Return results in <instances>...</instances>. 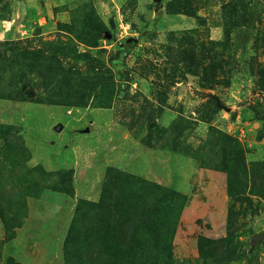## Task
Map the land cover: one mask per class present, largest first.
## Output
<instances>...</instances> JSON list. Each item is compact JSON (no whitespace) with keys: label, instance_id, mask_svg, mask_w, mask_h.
<instances>
[{"label":"rangeland","instance_id":"obj_1","mask_svg":"<svg viewBox=\"0 0 264 264\" xmlns=\"http://www.w3.org/2000/svg\"><path fill=\"white\" fill-rule=\"evenodd\" d=\"M262 234L264 0H0V264H264Z\"/></svg>","mask_w":264,"mask_h":264},{"label":"trees","instance_id":"obj_2","mask_svg":"<svg viewBox=\"0 0 264 264\" xmlns=\"http://www.w3.org/2000/svg\"><path fill=\"white\" fill-rule=\"evenodd\" d=\"M113 36V35H112ZM111 36V33L107 30L106 31V34L104 35V38H115L114 36L112 37ZM133 45V43H129V42H127L126 43V45H124V46H122V47H120V52H123L125 55H127L131 50H132V46ZM216 103H217V105H219L220 103H219V101H216ZM162 189V188H161ZM56 190H60V189H56ZM165 195H163L162 196V198L164 197ZM95 206H98V204H94V207ZM159 213H160V206H159V208L157 207V208H155V210L151 213V215H150V218H149V221H147L146 222V224H147V226H148V228L154 233V234H156V230H157V227H159V226H161V225H163L162 223H161V221H160V218H159ZM167 233V232H166ZM165 233V234H166ZM135 241H137V246L135 247V248H139L140 246H141V244H142V241H143V239H141V238H139V237H137V236H133V238H132V240H131V242H130V244H129V246H131V247H133L134 246V243H135ZM153 248H154V246H153ZM146 247H145V251H144V253L146 252ZM151 250H152V247H151ZM162 253V252H161ZM163 254V253H162ZM164 255V254H163ZM158 259H159V257L157 256L154 260H155V262L158 264ZM163 259L164 258H162L161 257V260L163 261ZM145 261H148V259H144Z\"/></svg>","mask_w":264,"mask_h":264},{"label":"water","instance_id":"obj_3","mask_svg":"<svg viewBox=\"0 0 264 264\" xmlns=\"http://www.w3.org/2000/svg\"><path fill=\"white\" fill-rule=\"evenodd\" d=\"M60 130H61V127L58 128V131H60ZM261 237L264 238V234H262Z\"/></svg>","mask_w":264,"mask_h":264}]
</instances>
